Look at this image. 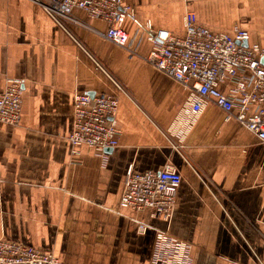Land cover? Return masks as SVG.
<instances>
[{"label":"crops","instance_id":"crops-1","mask_svg":"<svg viewBox=\"0 0 264 264\" xmlns=\"http://www.w3.org/2000/svg\"><path fill=\"white\" fill-rule=\"evenodd\" d=\"M123 2L135 12L126 24L134 55L82 10L65 29L35 1L0 0V94L8 79L23 81L19 124L0 121V236L63 264H149L156 232L165 230L192 243L193 264H264V143L211 103L176 146L167 128L189 89L145 60L151 43L143 28L150 21L181 35L193 11L212 30L247 29L264 47V0ZM102 91L117 95L121 129L106 163L86 146L73 155L69 142L75 94ZM167 163L182 176L168 219L119 207L129 165L146 171Z\"/></svg>","mask_w":264,"mask_h":264},{"label":"built area","instance_id":"built-area-1","mask_svg":"<svg viewBox=\"0 0 264 264\" xmlns=\"http://www.w3.org/2000/svg\"><path fill=\"white\" fill-rule=\"evenodd\" d=\"M32 1L42 5L47 14L65 29L67 20L79 22L72 17L76 9L82 10L90 19H101L108 25L104 36L109 41L126 48L131 55L138 53L126 25L129 19H135V12L123 0ZM183 26L181 35L166 29H154L150 21L143 27L151 43L145 60L189 89L167 128L171 140L176 146L180 145L205 108L213 103L224 111L226 121L237 120L264 143V47L251 42V33L247 29L235 27L231 33L215 31L199 23L193 11L185 13ZM90 56L116 89L123 91L121 82ZM22 96L23 81L8 79L0 94L1 122L19 124ZM118 107L119 99L111 92L75 94L73 128L69 134L73 155L79 154L80 147L86 146L99 154L103 163L107 162L106 150L119 144ZM181 181V173L171 163L160 170L146 171L135 170L129 165L119 207L134 212L149 211L153 217L168 219ZM146 229L145 223L138 224L140 232ZM0 264L63 263L52 252L0 236ZM149 264H193V245L165 230H157Z\"/></svg>","mask_w":264,"mask_h":264},{"label":"rangeland","instance_id":"rangeland-1","mask_svg":"<svg viewBox=\"0 0 264 264\" xmlns=\"http://www.w3.org/2000/svg\"><path fill=\"white\" fill-rule=\"evenodd\" d=\"M68 21V20H67ZM67 21H66V24H67ZM121 47V46H120ZM124 48V47H123ZM126 49V48H125ZM127 50V49H126ZM128 51V50H127ZM129 52V51H128ZM130 53V52H129ZM130 55H131V53H130ZM98 62H99V64L101 65V66H103L109 73H111V71L107 68V66L103 63V62H101L100 60H98L96 57H94ZM94 61V60H93ZM94 65H95V69L97 70V71H99L100 73H102V74H104L105 76H106V74L99 68V67H97V64L94 62ZM112 74V73H111ZM113 75V74H112ZM114 76V75H113ZM107 77V76H106ZM108 78V77H107ZM109 79V78H108Z\"/></svg>","mask_w":264,"mask_h":264},{"label":"water","instance_id":"water-1","mask_svg":"<svg viewBox=\"0 0 264 264\" xmlns=\"http://www.w3.org/2000/svg\"><path fill=\"white\" fill-rule=\"evenodd\" d=\"M245 45H247V41L243 42ZM263 63H264V58L262 59ZM110 150V148H108L106 151Z\"/></svg>","mask_w":264,"mask_h":264}]
</instances>
